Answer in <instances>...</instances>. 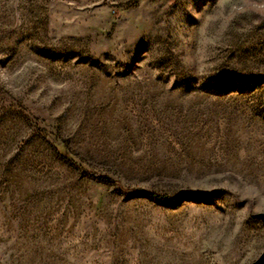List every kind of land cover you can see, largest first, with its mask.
<instances>
[{
	"label": "rangeland",
	"instance_id": "1",
	"mask_svg": "<svg viewBox=\"0 0 264 264\" xmlns=\"http://www.w3.org/2000/svg\"><path fill=\"white\" fill-rule=\"evenodd\" d=\"M258 212L264 0H0V264H250Z\"/></svg>",
	"mask_w": 264,
	"mask_h": 264
},
{
	"label": "water",
	"instance_id": "2",
	"mask_svg": "<svg viewBox=\"0 0 264 264\" xmlns=\"http://www.w3.org/2000/svg\"><path fill=\"white\" fill-rule=\"evenodd\" d=\"M252 216L264 222V212L254 213ZM250 264H264V250L259 255V257L252 261Z\"/></svg>",
	"mask_w": 264,
	"mask_h": 264
},
{
	"label": "trees",
	"instance_id": "3",
	"mask_svg": "<svg viewBox=\"0 0 264 264\" xmlns=\"http://www.w3.org/2000/svg\"><path fill=\"white\" fill-rule=\"evenodd\" d=\"M155 194V193H154ZM158 196H167V195H165V194H157Z\"/></svg>",
	"mask_w": 264,
	"mask_h": 264
}]
</instances>
